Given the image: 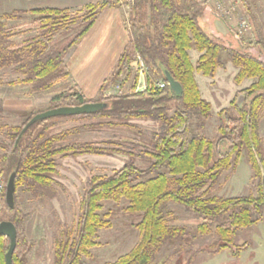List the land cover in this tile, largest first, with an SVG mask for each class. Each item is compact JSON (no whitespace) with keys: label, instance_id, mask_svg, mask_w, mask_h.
<instances>
[{"label":"trees","instance_id":"16d2710c","mask_svg":"<svg viewBox=\"0 0 264 264\" xmlns=\"http://www.w3.org/2000/svg\"><path fill=\"white\" fill-rule=\"evenodd\" d=\"M240 2L250 11L247 0ZM110 8L125 10L128 43L117 60L115 73L100 88L99 98L104 85L112 86L136 55L147 66V89L136 92L139 80L136 76L130 94L119 92L109 98L87 101L77 90L71 95L75 106L105 102L108 109L94 115L37 122L19 139L22 128L33 115L18 127L3 126L0 178L5 185L14 172L15 192L14 207L9 209L4 190L0 223L11 222L16 228L12 264H26L32 249L25 236V219L18 208L17 191L22 189L31 195L51 198L56 193L53 176L58 158L110 154L109 150L91 143L69 142L75 129L49 133L55 121L108 119L101 127L123 122L124 127L136 128L127 121L149 120L158 123L159 130L150 135L144 152L148 162L145 168H138L135 156L125 153L129 159L120 169L87 179L76 222L59 226L53 238L52 264H82L83 259L91 258L90 251L97 246L99 231L109 226V214L103 213L107 202L126 204L124 211L138 218L135 228L139 238L128 253L106 264H156L163 246L184 240L189 232L184 227L170 225L168 218L172 213L166 211L167 204L179 205L198 216L202 223L195 231L212 235L215 242L211 249L216 252L235 249L236 232L255 225L264 207V157L258 134L264 110V63L248 54L227 51L211 39L198 24L202 8L191 0H126L121 4L105 0L87 4L75 12L47 8L2 13L0 74L7 70L16 75L9 85L29 87L33 94L51 90L57 82L69 77L65 62L69 51L79 45L98 14ZM16 21L17 24H9ZM34 26H37L35 33ZM225 51L236 70L234 83L241 85L249 81L250 84L238 92L243 98L241 104L232 102L236 116L221 112L219 138L210 140L190 132L192 117L207 119L211 111L210 104L201 96L196 75L213 77L222 65L221 55ZM193 52L198 58H192ZM164 71L181 85V96H174L168 87L153 88L156 82L164 81ZM50 103L54 108L63 107L66 98L55 96ZM243 155L257 180L258 195L230 198L214 195L222 173L234 170ZM8 246V239L0 237V264H5Z\"/></svg>","mask_w":264,"mask_h":264},{"label":"rangeland","instance_id":"374dc122","mask_svg":"<svg viewBox=\"0 0 264 264\" xmlns=\"http://www.w3.org/2000/svg\"><path fill=\"white\" fill-rule=\"evenodd\" d=\"M48 2L52 5L55 3L51 0L44 3L24 1V6H45ZM247 2L250 11L240 2L239 12L231 22L223 23L226 29L225 35L215 29L214 22L217 18L213 16L212 11L201 6L202 13L198 24L211 39L227 51L248 54L264 63V0H247ZM117 3L121 4L118 1ZM11 5L9 0H0V14L9 12ZM243 17L248 19L250 31L238 35L236 24ZM17 23L16 21L9 24ZM33 28L34 33L37 32V26ZM16 39L19 40V38ZM191 56L193 59L198 58V54L194 52ZM221 63V67L211 78L196 75L201 96L210 104L211 111L207 119L192 117L190 132L210 140L219 138L217 129L221 121V112L226 111L228 116H236L232 102H236L240 95L238 92L250 84L249 81L241 85L234 83L236 70L230 64L226 51L221 55ZM122 75L121 81H115L112 86L104 85L100 98L99 91L96 98L87 101L109 98L119 92L130 94L136 77L130 64L124 69ZM0 77V140L4 139L3 126L18 127L27 117L53 109L55 105H51L50 100L55 96L65 97L66 106H75L71 95L79 89L69 77L57 82L51 90L36 94L31 93L29 87L9 85L16 80L17 76L7 70L1 72ZM173 107L170 105L171 109ZM108 121V119H75L55 121L51 125L49 131L51 134L75 129L76 132L69 137V142L91 143L96 147L109 150L110 154L58 158L56 175L53 176L57 183L54 186L56 193L51 198L31 195L22 189L17 191L18 208L25 219V236L32 246L27 255L26 264H52L53 238L59 226L73 225L76 222L85 183L90 176L108 175L120 169L129 159L125 153L135 156V165L138 168L143 169L147 166V157L144 152L148 149L151 133L159 130V124L149 120L133 119L127 123L136 128L124 127L123 122H118L117 126L103 125L101 127L100 124H106ZM258 134L261 141V155L264 157V110L259 120ZM0 180L4 182L2 178ZM213 193L222 198L258 195L257 180L253 177L245 155L234 170L222 173ZM125 207L124 202L117 204L107 202L103 205V213L109 214V226L99 231L96 239L97 246L90 251L91 258L83 259L82 264L114 262L135 246L139 238L135 228L138 218L126 213ZM3 208L1 207L0 214ZM166 211L172 213V216L168 218L170 225L186 228L189 235L180 243L163 246L156 258V264H264V207L255 225L236 232L235 249L226 248L219 252L211 249V245L215 242L212 235H202L195 231V228L202 223L198 216L175 204H167Z\"/></svg>","mask_w":264,"mask_h":264},{"label":"crops","instance_id":"0c3cea01","mask_svg":"<svg viewBox=\"0 0 264 264\" xmlns=\"http://www.w3.org/2000/svg\"><path fill=\"white\" fill-rule=\"evenodd\" d=\"M9 1L12 4L9 12H28L47 8L78 10L89 3L94 4L105 0H51L55 1L54 5L48 2L45 3V6L37 7L24 6V1L44 3V1L50 0ZM125 21L126 14L123 8L102 10L79 45L70 50L65 58L69 78L86 100L96 98L100 87L111 76L119 56L128 43Z\"/></svg>","mask_w":264,"mask_h":264},{"label":"water","instance_id":"95a60500","mask_svg":"<svg viewBox=\"0 0 264 264\" xmlns=\"http://www.w3.org/2000/svg\"><path fill=\"white\" fill-rule=\"evenodd\" d=\"M215 29L221 33L226 34V29L223 22L219 20H215L214 22ZM163 79L168 84V88L170 92L179 97L182 94V87L181 85L174 81L170 74L166 71L163 72ZM139 85L140 88L137 89L136 92H143L145 91L144 88V79L142 76L139 78ZM243 98L241 96L238 97L236 104L240 105ZM109 105L105 102H88L83 105L78 106H63L57 107L53 109H49L45 112H41L35 114L31 119L25 124L22 128L18 139L35 123L46 121L52 118L58 117H77V116H88L94 115L99 112L107 110ZM18 141V140H17ZM15 173L12 172L9 176L6 185H5V204L9 209L14 207V192H15ZM264 183V182H263ZM263 195H264V185H263ZM0 237H4L8 239L9 246L4 254V262L5 264H12V255L16 247V228L11 222H1L0 223Z\"/></svg>","mask_w":264,"mask_h":264},{"label":"built area","instance_id":"2783aa9c","mask_svg":"<svg viewBox=\"0 0 264 264\" xmlns=\"http://www.w3.org/2000/svg\"><path fill=\"white\" fill-rule=\"evenodd\" d=\"M122 3L126 0H117ZM198 6L204 7L212 11L213 15L217 18V20L223 23H229L234 18L237 12L240 9V1L239 0H191ZM250 31V23L247 18H242L236 24V33L238 35H242ZM130 67L133 68L135 76L143 77L144 79V88L147 89L145 84V75L147 73V66L143 59L136 55L135 59L132 63H130ZM122 74L118 77V80H122ZM168 87V84L165 81H158L153 85V88L156 89H165ZM119 88V86L117 87ZM140 88L139 80L137 89ZM5 185L4 182L0 180V209L2 205V200L4 196Z\"/></svg>","mask_w":264,"mask_h":264}]
</instances>
